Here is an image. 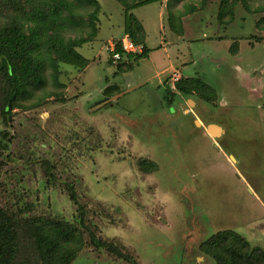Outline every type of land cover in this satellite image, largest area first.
Instances as JSON below:
<instances>
[{"label": "rangeland", "instance_id": "374dc122", "mask_svg": "<svg viewBox=\"0 0 264 264\" xmlns=\"http://www.w3.org/2000/svg\"><path fill=\"white\" fill-rule=\"evenodd\" d=\"M68 1L84 22L57 31L65 39L90 37L94 6ZM98 1V31L75 46L90 64L83 70L60 62L55 74L49 60L44 84L31 88L11 120L0 116V204L19 221H77L82 205L89 229L138 264H215L200 246L225 229L264 248V20L257 24L264 0H247L251 12L238 0L231 22L229 15L218 20L221 0H156L133 10L163 42L177 39L185 74L217 91L209 102L177 93L171 107L156 80L135 85L149 78L144 64L127 74L111 65L124 6ZM20 17L18 6L0 0V25L28 23L27 14ZM106 84L114 90L102 101ZM214 125L220 135L211 132ZM141 160L157 169L143 170ZM85 244L71 264H127L96 248L88 233ZM23 250L29 253L26 241Z\"/></svg>", "mask_w": 264, "mask_h": 264}, {"label": "trees", "instance_id": "16d2710c", "mask_svg": "<svg viewBox=\"0 0 264 264\" xmlns=\"http://www.w3.org/2000/svg\"><path fill=\"white\" fill-rule=\"evenodd\" d=\"M11 5L18 6L27 14L28 23L19 18L8 24L0 25V116L11 120L13 110L21 106V100L27 98L31 88L44 84V69L48 61L59 73V64L74 65L77 69H85L90 63L89 59L76 50L75 46L88 41L98 31L97 22L99 1L78 0V4L93 5L94 10L89 15L92 26L90 37L65 39L58 30L60 27L73 25L76 27L83 23L82 18L74 14L73 4L68 0H7ZM124 6V33L129 36L141 51H126L123 48L122 38L116 39L114 49L111 51L110 63H117L116 72L131 70L139 60L146 58L150 52L146 43V31L141 20L135 15L133 9L156 0H117ZM244 8L250 11L247 0H242ZM238 0H221L218 20L225 22L224 17L230 16L228 22L235 20V6ZM25 5H32L33 10L27 11ZM41 6V7H40ZM40 8L42 10H40ZM193 7H188L191 13ZM261 8H255L256 12ZM62 10L68 11L62 15ZM31 11V12H30ZM186 12V11H185ZM184 14V13H183ZM190 15V14H189ZM182 16H178L181 20ZM174 16L169 17L170 27L175 29ZM264 20L261 18L257 24ZM179 33L183 26H179ZM54 29L49 41H44L47 29ZM236 43L231 48L236 49ZM44 52H46L44 54ZM119 53L120 58L115 59L114 54ZM82 70V71H83ZM114 87H107L102 101ZM110 89V90H109ZM178 93L186 96L195 94V97L209 102L211 95L217 97L214 87L204 83L197 77H181L176 82ZM109 90V91H108ZM145 163V164H144ZM140 165L145 171L157 169L152 161L146 163L141 160ZM150 166V167H149ZM70 196L78 203L73 187L70 186ZM77 208V221H70L64 217H27L22 222L14 213L7 211L0 204V264H71L78 253L85 247V235H90L91 243L96 248H106L111 254L127 264H138L133 255L125 254L122 247L116 242L98 237L95 231L89 229L86 223L83 206ZM27 242L29 253L24 249ZM201 252H206L215 264H264V248L251 247L249 241L233 229L219 230L204 240L200 246Z\"/></svg>", "mask_w": 264, "mask_h": 264}, {"label": "crops", "instance_id": "0c3cea01", "mask_svg": "<svg viewBox=\"0 0 264 264\" xmlns=\"http://www.w3.org/2000/svg\"><path fill=\"white\" fill-rule=\"evenodd\" d=\"M134 9L136 10L137 7ZM161 16L162 18H160V22L162 23L164 21V13ZM138 18L141 20L145 28L146 43H147L148 48H150V52L146 58L139 60L136 66H134V68H132L131 70L124 71L122 73L127 74L128 72L135 70L136 67H140L141 64H144V69L147 71L149 78H147L146 80H139L135 83V85L137 83L138 85H141L144 83H148V81L156 80L157 85L159 87L160 86L166 87L163 97L166 100V96H167V99H169V104L171 107L173 102L176 101L175 97H176V94L178 93L176 89V82L181 77H192L188 74H185L184 73L185 71H183V69H185V64H187V60L180 58L181 53L178 51V49H175L174 42H177L176 38L169 36L170 39L174 38V40L172 41L170 39H166V41H170V42H166V41L163 42L162 39H160V37H162V34L159 33V30H156L154 34H151L146 20L142 16H138ZM121 24L123 25V30L120 32V36L116 39H120V38L124 39L127 37V35L124 33V23H121ZM161 27H158V29L161 30ZM154 35H155V38L157 39L155 40L154 43H150V39ZM205 37H206L205 34H203L202 39H204ZM173 77H176L177 79ZM107 85L108 84L104 85L105 87L103 88V91L107 87ZM118 86L120 88V84H118ZM119 88H117V90H119ZM122 93H123V90H121L120 88V92L118 93V95L121 96ZM197 99L199 100L198 97ZM185 115H188V114H185ZM199 116L200 115H198V117ZM200 119L201 121L199 120V122L204 123V120L202 118Z\"/></svg>", "mask_w": 264, "mask_h": 264}, {"label": "built area", "instance_id": "2783aa9c", "mask_svg": "<svg viewBox=\"0 0 264 264\" xmlns=\"http://www.w3.org/2000/svg\"><path fill=\"white\" fill-rule=\"evenodd\" d=\"M123 41V48L126 51H141V46H136L131 39L129 38V36H127L126 38L122 39ZM114 49V48H113ZM114 58L115 59H119L120 58V54L119 53H115L114 54Z\"/></svg>", "mask_w": 264, "mask_h": 264}, {"label": "water", "instance_id": "95a60500", "mask_svg": "<svg viewBox=\"0 0 264 264\" xmlns=\"http://www.w3.org/2000/svg\"><path fill=\"white\" fill-rule=\"evenodd\" d=\"M209 128L211 129V132H213V131L217 128V126H216V125L211 126V127L209 126ZM219 128H220V127H218L217 129H219ZM212 129H213V130H212ZM219 133H220V130H219ZM219 133H218V131H217L216 133H214V135H216V136H217V135H220Z\"/></svg>", "mask_w": 264, "mask_h": 264}, {"label": "bare ground", "instance_id": "6f19581e", "mask_svg": "<svg viewBox=\"0 0 264 264\" xmlns=\"http://www.w3.org/2000/svg\"><path fill=\"white\" fill-rule=\"evenodd\" d=\"M213 130V129H212ZM217 131V128L212 132L213 134Z\"/></svg>", "mask_w": 264, "mask_h": 264}]
</instances>
